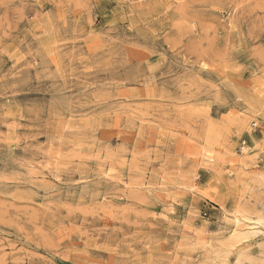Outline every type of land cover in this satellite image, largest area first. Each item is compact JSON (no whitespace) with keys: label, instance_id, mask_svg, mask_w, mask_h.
<instances>
[{"label":"rangeland","instance_id":"obj_1","mask_svg":"<svg viewBox=\"0 0 264 264\" xmlns=\"http://www.w3.org/2000/svg\"><path fill=\"white\" fill-rule=\"evenodd\" d=\"M0 264H264V0H0Z\"/></svg>","mask_w":264,"mask_h":264},{"label":"bare ground","instance_id":"obj_2","mask_svg":"<svg viewBox=\"0 0 264 264\" xmlns=\"http://www.w3.org/2000/svg\"><path fill=\"white\" fill-rule=\"evenodd\" d=\"M211 162H212V161H211ZM244 164H245V163H244ZM241 221H242V220H241L240 218H235V219H234V223H235L236 225H238ZM243 225H244V226L246 225L247 227H249L250 223H248V224H244V223H243ZM243 225H242V226H243Z\"/></svg>","mask_w":264,"mask_h":264}]
</instances>
